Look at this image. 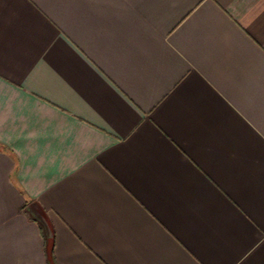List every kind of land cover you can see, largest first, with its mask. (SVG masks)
Listing matches in <instances>:
<instances>
[{
    "label": "crops",
    "instance_id": "1",
    "mask_svg": "<svg viewBox=\"0 0 264 264\" xmlns=\"http://www.w3.org/2000/svg\"><path fill=\"white\" fill-rule=\"evenodd\" d=\"M0 264H264V0H0Z\"/></svg>",
    "mask_w": 264,
    "mask_h": 264
}]
</instances>
